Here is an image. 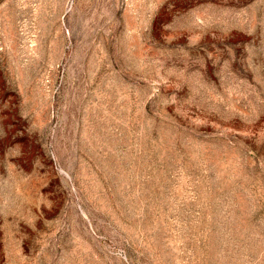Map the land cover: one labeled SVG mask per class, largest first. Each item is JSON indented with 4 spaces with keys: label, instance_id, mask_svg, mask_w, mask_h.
I'll list each match as a JSON object with an SVG mask.
<instances>
[{
    "label": "rangeland",
    "instance_id": "1",
    "mask_svg": "<svg viewBox=\"0 0 264 264\" xmlns=\"http://www.w3.org/2000/svg\"><path fill=\"white\" fill-rule=\"evenodd\" d=\"M0 264H264V0H0Z\"/></svg>",
    "mask_w": 264,
    "mask_h": 264
}]
</instances>
